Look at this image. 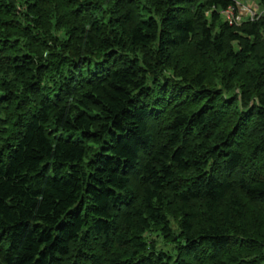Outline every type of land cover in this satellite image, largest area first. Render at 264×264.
Returning a JSON list of instances; mask_svg holds the SVG:
<instances>
[{
  "label": "trees",
  "instance_id": "16d2710c",
  "mask_svg": "<svg viewBox=\"0 0 264 264\" xmlns=\"http://www.w3.org/2000/svg\"><path fill=\"white\" fill-rule=\"evenodd\" d=\"M228 9L0 0V264H263L264 14Z\"/></svg>",
  "mask_w": 264,
  "mask_h": 264
},
{
  "label": "rangeland",
  "instance_id": "374dc122",
  "mask_svg": "<svg viewBox=\"0 0 264 264\" xmlns=\"http://www.w3.org/2000/svg\"><path fill=\"white\" fill-rule=\"evenodd\" d=\"M237 11L234 12L233 10H226L224 11L223 15L228 21L230 25H239L243 21L246 20H253L262 14H264V8L260 5L259 0H235ZM176 228L175 225H173ZM155 239L156 246L159 249H163L165 251H173V245H165L162 241V238L155 232H150L147 234V239ZM264 264V262H263Z\"/></svg>",
  "mask_w": 264,
  "mask_h": 264
},
{
  "label": "built area",
  "instance_id": "2783aa9c",
  "mask_svg": "<svg viewBox=\"0 0 264 264\" xmlns=\"http://www.w3.org/2000/svg\"><path fill=\"white\" fill-rule=\"evenodd\" d=\"M228 10H232V9H228Z\"/></svg>",
  "mask_w": 264,
  "mask_h": 264
}]
</instances>
